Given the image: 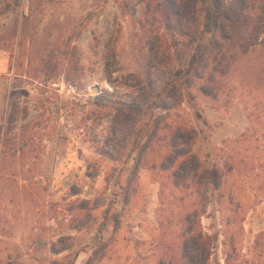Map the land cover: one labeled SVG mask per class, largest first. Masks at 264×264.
Masks as SVG:
<instances>
[{
	"label": "rangeland",
	"instance_id": "obj_1",
	"mask_svg": "<svg viewBox=\"0 0 264 264\" xmlns=\"http://www.w3.org/2000/svg\"><path fill=\"white\" fill-rule=\"evenodd\" d=\"M168 1L0 0V264H180L190 214L208 264H264V24L215 98L176 77L202 39ZM155 127L124 206L132 152ZM177 129L226 173L219 189L174 187Z\"/></svg>",
	"mask_w": 264,
	"mask_h": 264
},
{
	"label": "trees",
	"instance_id": "obj_2",
	"mask_svg": "<svg viewBox=\"0 0 264 264\" xmlns=\"http://www.w3.org/2000/svg\"><path fill=\"white\" fill-rule=\"evenodd\" d=\"M170 3L172 14L175 17L174 21L185 29V35L193 37L192 41L197 35L199 39H202V44L196 47L189 60L187 59L176 72V77L183 74L182 80L188 86H193L196 80H203L199 86L200 92L218 98L221 93V82L232 72L242 54V49L248 45L252 49L261 46V44L247 42V38L252 37L257 30H261L264 24V3L260 0H236L233 7H226L225 0H170ZM118 34V31L115 32L106 44L105 70L109 81L115 69ZM262 48L264 49V46ZM159 105L164 110L170 109L166 103L159 102ZM179 129L176 130L171 144L173 151L168 156L172 165L182 158L178 170L171 175L174 187H180L181 180L186 182L193 176L197 184L207 191L209 186L219 189L226 173H222L218 166H204L196 156L191 154L189 147H191L192 140L180 134ZM158 130L159 128L155 127L144 144L132 152L137 153L127 182L122 186L124 206L131 203L132 195L136 192L139 173L149 158L153 139ZM177 141H183L184 146L180 147ZM187 146L188 149L183 150ZM165 170L168 171V169ZM231 170L233 168H230L228 173ZM198 216V214H190L185 220L188 228L184 233L186 238L182 242V262L180 264L209 263L211 249L207 246L208 237L202 232L196 234L191 221L192 218ZM69 250V247H62L60 250L54 248L58 254ZM70 264H74L73 261Z\"/></svg>",
	"mask_w": 264,
	"mask_h": 264
},
{
	"label": "crops",
	"instance_id": "obj_3",
	"mask_svg": "<svg viewBox=\"0 0 264 264\" xmlns=\"http://www.w3.org/2000/svg\"><path fill=\"white\" fill-rule=\"evenodd\" d=\"M143 169H141V171H142ZM141 171H140V173H139V178H140V174H141ZM139 178H138V181H139ZM137 191H138V187H137V189H136V192L135 193H137ZM134 193V194H135ZM74 195V194H73ZM130 205V204H129Z\"/></svg>",
	"mask_w": 264,
	"mask_h": 264
}]
</instances>
